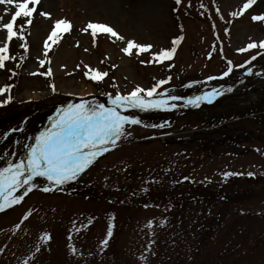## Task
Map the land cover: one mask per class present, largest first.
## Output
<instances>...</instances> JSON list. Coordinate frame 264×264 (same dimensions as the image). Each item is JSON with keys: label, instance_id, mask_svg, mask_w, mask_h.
<instances>
[{"label": "rangeland", "instance_id": "1", "mask_svg": "<svg viewBox=\"0 0 264 264\" xmlns=\"http://www.w3.org/2000/svg\"><path fill=\"white\" fill-rule=\"evenodd\" d=\"M172 1L40 0L25 31L26 37L29 32L28 53L12 89L14 102L0 106V156L7 152L8 159L26 157L23 146L33 144L35 137L51 126L57 116L52 104L66 99L78 103L82 98L102 97L100 103L108 106L101 88L127 93L137 85L150 88L169 76L182 78L184 85L161 86L168 94L185 98L207 89V83L201 84L203 78L224 67L213 54L215 33L200 0H182L181 8L189 10L190 16L181 21L184 31L180 32L172 20ZM207 1L221 47L224 40L229 51L223 47V52L227 56L234 52L239 56L236 62L243 63L251 49L237 50L264 40V22L251 20L252 14H264V0H256L238 17L230 13L238 11L245 0ZM5 8L11 6L0 5L4 21L9 19ZM41 11L50 15L41 16ZM57 19H67L71 29L56 44L49 41L51 47L45 56L43 42ZM89 22L111 26L125 41L102 33L106 37L98 40V48H92L91 30L84 31ZM17 23L23 24L24 19ZM178 33H184V42L177 58L163 62L168 66L175 62V75H168L165 66L137 64L153 61L152 53L170 48ZM128 39L154 47L139 54L134 49L127 55L122 49ZM22 43L14 38L12 48L15 44L19 49ZM38 57L45 60L43 66ZM260 58L264 61V53ZM248 67L252 68L247 64L244 72ZM49 68L52 75L40 74ZM89 69L108 75L94 82L85 76ZM4 72L0 69V86L8 85ZM252 87L254 91H235L222 102L221 111L251 110L240 121L236 114L233 122L213 110L212 115L223 120L208 123V109L194 112L198 107L191 105L194 113L178 117L188 105L177 101L179 107L170 110L176 117L162 127L173 136L167 137L159 128L129 126L131 136L99 156L75 181L63 185V192L34 189L23 202L0 212V264H264V114L258 116L264 109V81ZM28 102L31 104H23ZM9 129L22 130L3 140ZM226 172L234 175L225 176ZM249 172L254 175L249 176ZM36 182L41 186L46 183L40 178ZM29 210L31 214L23 220ZM110 217L113 235L103 246L100 242ZM150 220L151 228L147 227ZM45 232L50 239L42 242Z\"/></svg>", "mask_w": 264, "mask_h": 264}, {"label": "snow or ice", "instance_id": "2", "mask_svg": "<svg viewBox=\"0 0 264 264\" xmlns=\"http://www.w3.org/2000/svg\"><path fill=\"white\" fill-rule=\"evenodd\" d=\"M40 0H0V5L11 6L5 8L4 14L9 16L6 21L0 17V31L4 32V36L0 37V69L6 66L5 62L9 59H15L10 56V44L13 39L24 41L20 45L27 52L28 45L26 43L25 31L32 24L34 13L37 12L36 6ZM181 0H176L179 5ZM256 0H245L242 7L238 11L230 13L233 17H238L250 9ZM201 7H204L201 4ZM219 14V8H217ZM41 16L48 17L50 14L47 12H39ZM223 19V16H221ZM19 19H24L23 24H18ZM251 20L253 22H264V14H252ZM71 23L67 19H57L50 33L47 35L43 42L44 55L51 47L56 44L58 39L63 33L69 32ZM91 30V35L95 40L96 36L100 33L110 34L120 41H125L123 35L118 34L111 26L98 23L89 22L84 29L85 32ZM227 31V29H226ZM179 41L174 39L172 47L161 48L152 53L155 62L163 63L164 61L171 60L176 52V45ZM151 43H138L135 40L128 39L126 46L122 51L127 55H132L133 50H137V54L149 52L153 48ZM264 49V40L259 42H250L246 47L240 48L237 51L245 52L254 48ZM259 55V53H257ZM23 59V57H21ZM39 64H45L44 59H39ZM256 56H252L245 64H250L251 60H255ZM142 63H145L142 61ZM19 67V65H17ZM88 67L87 65L85 66ZM171 67V65H169ZM237 67H245L239 65ZM234 70L233 61H227V68L221 73L219 78L228 77ZM91 73V74H89ZM35 75L36 73H31ZM41 75H52L51 68L47 73H40ZM247 74H252V68H247ZM13 75L15 73L13 72ZM108 75L107 72L89 69L85 72V76L94 82H101L104 77ZM217 79L215 76H208L207 80L212 81ZM171 80L169 76L167 79L158 80L150 88H144L137 85L127 93L117 91L114 96L109 95L108 106L104 103L89 102L82 99L79 103H70L66 107L57 110V116L52 121L51 126L44 131L40 132L35 137L34 144H25L23 147L27 152L26 157L19 159H8L9 153L0 156V161L4 162V166L0 167V212L5 211L7 208L13 207L24 201L25 197L34 189L49 192L52 190H61L63 185L75 181L85 170H87L99 156L110 151L118 142L123 138L131 136L127 128L132 125L150 126L153 128H162L165 124H152L144 125L142 120L135 115H127L130 109H137L141 112L153 110H175L179 107L177 101L184 100L185 104L193 107H199L202 103H213L218 97L225 94V91L231 92L233 89L229 86L226 90L224 88L213 87L211 90L202 92L199 95L183 98L178 95H171L167 92H159L158 89L167 84ZM13 85L0 86V96L8 93L7 98L0 100V106L7 104L12 100L10 89ZM55 92V85H50ZM22 129H11L9 133L5 134V138L12 132ZM15 143H19L16 141ZM259 151V150H258ZM16 156V153H11ZM238 174V173H235ZM225 176L234 175V173L226 172ZM249 176L254 173L249 172ZM40 178L46 183L41 186L36 181ZM184 179H188L185 177ZM148 205H145L147 207ZM31 214V210L22 219L27 220ZM110 222L107 227L106 236L100 242L101 245L106 246L108 238L113 235V225ZM91 222V221H89ZM163 223V221H162ZM153 221H148L147 227L151 228ZM18 229L20 224L15 225ZM71 240V235H69ZM41 241L46 242L50 239L48 233H43ZM37 251L40 248L37 247ZM70 251L75 252V248H69ZM143 258V257H142ZM24 264H28L27 261Z\"/></svg>", "mask_w": 264, "mask_h": 264}]
</instances>
